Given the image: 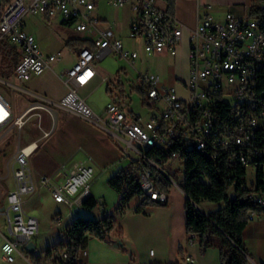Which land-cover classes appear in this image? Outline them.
<instances>
[{
    "label": "built area",
    "instance_id": "obj_1",
    "mask_svg": "<svg viewBox=\"0 0 264 264\" xmlns=\"http://www.w3.org/2000/svg\"><path fill=\"white\" fill-rule=\"evenodd\" d=\"M97 1L9 0L5 5V0H0V39L7 38L17 48L20 60L16 72L23 80L41 74L51 62L63 59L60 50L44 53L37 36L25 29L28 15L40 14L70 22L85 35L75 61L61 71L68 91L59 101L53 102L31 92L36 99L17 114L10 98L0 90V129L21 130L32 115H37L42 137H47L52 130L43 128L41 110L53 113L50 102L106 129L118 141L124 140L125 149L138 152L136 159L148 160L169 180H173L172 177L147 156L146 149L155 147L170 152L171 159L182 160L180 145L198 141L212 150L216 158L240 163L246 170L250 166L255 174L258 168L264 169V18L227 11L219 20L211 11L202 13L196 26L189 28L188 76L177 78V84L168 85L158 73L138 69V51L126 48L123 39L93 13ZM107 1L118 7L130 6L133 13L130 35L142 40L146 52L167 57L178 54L187 26L161 7L158 0ZM260 5L264 6V0ZM110 53H118L126 59L137 70L140 81H128L130 91L126 90L125 98L115 94L106 105L107 116L104 117L92 108L79 89L97 75L113 83V88L119 85L123 69L114 81L101 74L97 66V61ZM134 93L139 103L152 109L150 117L145 118L133 108ZM247 97H254V105L243 107ZM39 141L19 142L12 165L15 185L7 192L4 202L0 188V214L5 218L0 222V249L8 262L15 261L16 256L27 258L26 245L39 231L38 217L27 214L24 207L25 195L36 188L29 158L39 148ZM89 160V157L79 159L71 166L63 163L60 169L65 178L61 181L50 175H41L39 181L51 189L56 201L83 203L92 195L95 168ZM140 185L142 190L153 192L154 200L169 201V193L154 184L152 170L147 165L140 171ZM242 187L248 189V197L264 206V195L253 189V182ZM253 217L254 213L250 219ZM61 220V215H54V223L59 224ZM185 260L194 263L195 257L187 254Z\"/></svg>",
    "mask_w": 264,
    "mask_h": 264
},
{
    "label": "rangeland",
    "instance_id": "obj_2",
    "mask_svg": "<svg viewBox=\"0 0 264 264\" xmlns=\"http://www.w3.org/2000/svg\"><path fill=\"white\" fill-rule=\"evenodd\" d=\"M159 4H161V1H159ZM108 6V9H102L105 16L104 18L107 19V21L105 20L103 22L119 34L126 48L131 50L136 49L138 51L139 59L137 60V67L139 70L158 73L162 78V82L168 85L177 84V78H187L189 67L188 42H185L184 45L181 46L178 54L174 57L149 54L145 51L142 40L130 35V19L124 18L123 20H117L114 18L122 9H115L116 6L112 4H108ZM26 22V29L36 34L43 50L45 52H57L60 50L63 59L61 61L51 62L50 67L41 74H34L31 78L23 80L17 75V65L10 63L9 55L6 53L5 44L9 42L12 46L14 45L7 38L0 39V90L10 98L17 114H19L32 100L36 99L31 92H47L53 98H58L63 88H65L58 77V73L68 67L74 58L72 49L73 44L72 46L68 44L69 37L83 35V33L77 31L73 25H64L56 18H51L49 20L40 14L28 15L26 17ZM82 44H84V41L78 39L74 46H81ZM97 66L100 72L107 76L108 80L114 81L118 78V72L123 69L124 73L121 74L120 77L127 91H130L128 81H140L137 77V70L118 53L108 54L103 59L97 61ZM79 93L87 98V102L98 114L104 117L107 116L105 108L107 103L112 100V96L108 91V83L102 80L101 75H97L87 86L81 87ZM133 98V108L140 112L145 118L150 117L152 109L139 103L136 93H134ZM52 101L57 102L54 100ZM48 105L53 108V113L48 110H41L43 113V128L50 130L52 124H54V128L51 129L52 131L47 137H42L43 130L37 115H32L21 130H17L16 128L9 131L6 128L0 129V183L3 189L6 190L8 186L12 184V176L14 175L12 165L19 142L25 144L32 139H40L38 151L29 158L30 165H35L39 162V153L42 151L49 153L59 152L60 155H63V153H67L71 150L74 152L76 158L88 159L89 156L86 154V150H92L99 161L97 162L95 159V162L93 160L91 161L95 168L94 176L91 179V190L94 192L108 191L107 196H109L107 198L109 199L111 195L110 190L113 194L116 193V190L108 184L107 179L116 174L120 169L128 168L131 160L138 158V152L132 148L125 149L127 143L124 140L118 141L106 129L71 113H68L67 120L73 119L72 121H77L83 125L82 129H80L81 134L78 135L77 139L71 136L70 132L67 131L68 129L59 127V129L55 131L59 124V117L55 111L58 106L50 102H48ZM91 142L93 143L91 144ZM80 144L83 147L79 146ZM64 160L65 161H62L61 165L67 163V166H70L73 162L72 160L69 161L68 158ZM163 168L175 181L170 180L171 195H174L176 198L181 197L183 194L178 185H180L184 176L182 160L176 158L171 159ZM247 174L248 181L252 178L254 179L252 167H248ZM4 176L5 178L3 179L2 177ZM229 193L231 195L234 194L232 188H230ZM139 199V196H134L131 201L134 203ZM198 204L203 209L209 210L211 207L215 209L221 207L223 202L202 200ZM4 219V215L0 214V222H3ZM40 230V233L43 235L42 232L47 230V228L41 226ZM41 234L39 235L37 232L34 235L35 240L38 241L39 239L36 252L40 254L47 248L42 244L51 245L55 242L53 241L55 238L54 236L47 235L41 238ZM194 241L195 243L197 242V237L194 238ZM44 254L45 252L43 255ZM0 264H31V261L22 256H16L15 261L8 262L3 259L0 249ZM44 264L52 263L44 262Z\"/></svg>",
    "mask_w": 264,
    "mask_h": 264
},
{
    "label": "crops",
    "instance_id": "obj_3",
    "mask_svg": "<svg viewBox=\"0 0 264 264\" xmlns=\"http://www.w3.org/2000/svg\"><path fill=\"white\" fill-rule=\"evenodd\" d=\"M159 1H161L159 5L166 9L167 3L164 0H158V3ZM261 1L262 0H175L173 14L187 26L184 30L183 45L189 40V28H194L196 26L198 18L202 13L211 11L219 20L224 18L227 11H233L239 16H244L251 14L250 7L253 3L260 4ZM108 4L112 3H109L107 0H98L93 10V13L99 16L102 21H107V19L104 18L105 16L102 9H108ZM207 4H211L212 6L207 7ZM115 9H122L114 16L115 19L123 20L125 18L130 19L131 22L133 13L128 4L123 7L116 6ZM43 17L49 20L51 19L46 16ZM56 19L61 24L71 25L70 23H63L58 18ZM26 26L27 22L25 19V29ZM30 32L33 31L30 30ZM115 33L119 36L116 31ZM84 36L83 33L81 36L74 35L73 37H69L68 44L71 46L73 44L72 49L74 55L70 65L75 61L77 56L76 51L79 47V45L74 46V44L78 39L81 40L84 38ZM53 52L55 51H44V53ZM58 77L65 87L58 98H53L47 92L35 91L32 93L44 96L50 100L59 101L67 93L68 85L61 77V72L58 73ZM33 101L34 100H32L20 113L28 108ZM55 111L59 117V124L55 131H57L59 127L68 129L67 131L70 132L71 136L77 139L78 135L81 134L80 129H82L83 125L77 121H72L73 119L67 120V115L71 113L81 118L84 117L62 107H57ZM52 128H54V124H52ZM92 143L93 142H91V144ZM79 146L82 145L80 144ZM37 151L38 149L35 152ZM57 153L43 151L39 153V162L35 165H31L33 181L36 188L33 192L25 195L24 207L27 214L34 215L39 219V235L41 234V226L47 228V230L42 232L43 235L41 234V238L52 235L55 237L53 240L55 241L53 244H55L60 239H66L64 231L76 216L83 215L98 218L106 212L115 216L118 226L124 228V233L122 237H120L117 233V229H115L106 239L88 235L85 239V250H81L78 256V260L81 264H151L153 262L173 264H220V249L218 247L213 246L202 251L198 240L195 243L194 240H191L189 234H187L185 227V199L187 194L180 185H178V187L183 194L181 197H174V195H171V191L167 204L149 205L140 211L135 208L140 203L141 198L134 203H132V201L129 202V206L123 212L117 211L120 195L117 191L113 194L111 190L109 199L107 198L109 196H107L108 191L94 192L91 190L92 195L102 202V204H99L93 209H86L83 207L82 203L69 204L58 202L53 198L51 189L39 181V177L41 175H50L54 177L56 181H61L65 178V174L60 169L62 161H65L64 159L68 158L69 161L72 160V165L75 161L85 158H76L74 152L71 150L67 153H63V155H60L59 152ZM86 154L89 156V162L92 165H94L93 162H91L92 160L94 162L95 160H97V162L99 161L92 150H86ZM2 178L4 179L5 176ZM248 180L247 174V181ZM255 180L256 174L254 173V179L252 178L248 182L251 183ZM14 185V175L12 176V184L8 186L6 190L3 189L0 183L1 199L3 202L7 192L13 188ZM201 209L207 214L216 210L213 207L209 208V210L203 209L202 207ZM55 214L61 215L62 220L59 224L53 222ZM242 239L250 259V264H264V212L254 213V217L249 219V222L243 229ZM33 240L37 249L39 239L37 241L33 237ZM42 245L46 247L49 246L48 244ZM44 252L45 251H43L41 255H43ZM35 253L40 254L36 252V250ZM187 254L195 257L194 263H189L185 260Z\"/></svg>",
    "mask_w": 264,
    "mask_h": 264
},
{
    "label": "trees",
    "instance_id": "obj_4",
    "mask_svg": "<svg viewBox=\"0 0 264 264\" xmlns=\"http://www.w3.org/2000/svg\"><path fill=\"white\" fill-rule=\"evenodd\" d=\"M164 1L167 3L166 9L173 13L175 0ZM8 2L9 0H5L4 4L7 5ZM250 13L253 16L264 18V6L253 3ZM5 47L10 63L17 65L20 60L17 48L9 42L5 44ZM121 81L119 85H114V88L113 83H108V91L112 97L115 94L121 98L126 97L124 83ZM136 89L134 88V90ZM139 92L142 91L139 90ZM146 154L162 167L171 160L170 152L155 147L146 149ZM181 154L184 176L180 186L187 194L185 199L187 234L190 238L197 237L202 251L209 247H218L220 249V264H250L243 243L242 232L249 222L250 215L264 212V206L248 197V189L242 187L248 182L246 168L240 163L232 164L224 158L212 157L208 152L194 148ZM143 165L149 166L152 170L153 181L158 188L167 193L171 192L170 180L158 168L148 160L132 159L128 168L120 169L108 179V184L120 195L117 211L123 212L134 196L141 198L140 203L135 208L138 211L149 205L167 204V202L160 203L154 200L142 190L140 171ZM253 185V189L264 195V169L258 168ZM230 188L234 191L233 195L229 193ZM202 200L223 202V205L205 214L194 204V202L199 203ZM99 204L102 202L93 195L86 198L82 203L86 209H93ZM115 229H117L118 235L122 237L124 228L118 226L113 214L104 212L98 218L78 215L66 227L64 231L66 239H60L55 244L47 246L44 255L28 252L27 258L30 259L31 264H44V262L81 264L78 256L85 246L86 237L89 235L106 239ZM151 264L173 263L153 262Z\"/></svg>",
    "mask_w": 264,
    "mask_h": 264
},
{
    "label": "bare ground",
    "instance_id": "obj_5",
    "mask_svg": "<svg viewBox=\"0 0 264 264\" xmlns=\"http://www.w3.org/2000/svg\"><path fill=\"white\" fill-rule=\"evenodd\" d=\"M250 105H254V97H247V100H243V107H250ZM191 148L201 150L208 152L212 157H216L215 153L212 152V150H209L208 147H205V145H202L201 142L198 141H188L187 143H184V145H180V153L184 151H187ZM145 194L153 198V192H149L144 190Z\"/></svg>",
    "mask_w": 264,
    "mask_h": 264
},
{
    "label": "water",
    "instance_id": "obj_6",
    "mask_svg": "<svg viewBox=\"0 0 264 264\" xmlns=\"http://www.w3.org/2000/svg\"><path fill=\"white\" fill-rule=\"evenodd\" d=\"M194 204L196 205L197 208H199L203 213L207 214L206 212H204L201 207L199 206L198 203L194 202ZM26 250L28 252H35L36 250V244L34 242V240H31L27 245H26Z\"/></svg>",
    "mask_w": 264,
    "mask_h": 264
}]
</instances>
